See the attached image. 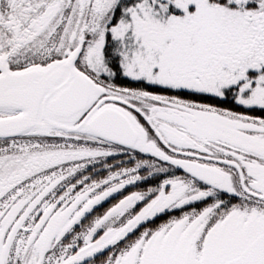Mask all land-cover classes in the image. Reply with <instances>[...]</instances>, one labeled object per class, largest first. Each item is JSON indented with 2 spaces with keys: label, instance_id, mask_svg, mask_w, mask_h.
I'll return each instance as SVG.
<instances>
[{
  "label": "snow or ice",
  "instance_id": "1",
  "mask_svg": "<svg viewBox=\"0 0 264 264\" xmlns=\"http://www.w3.org/2000/svg\"><path fill=\"white\" fill-rule=\"evenodd\" d=\"M0 264H264V0H0Z\"/></svg>",
  "mask_w": 264,
  "mask_h": 264
}]
</instances>
